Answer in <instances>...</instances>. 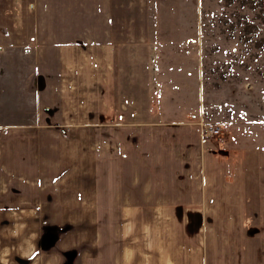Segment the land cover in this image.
<instances>
[{"label":"crops","instance_id":"1","mask_svg":"<svg viewBox=\"0 0 264 264\" xmlns=\"http://www.w3.org/2000/svg\"><path fill=\"white\" fill-rule=\"evenodd\" d=\"M129 64L109 41L0 50V264H61L95 230L101 264H264V149L157 111L150 81L143 112Z\"/></svg>","mask_w":264,"mask_h":264},{"label":"rangeland","instance_id":"2","mask_svg":"<svg viewBox=\"0 0 264 264\" xmlns=\"http://www.w3.org/2000/svg\"><path fill=\"white\" fill-rule=\"evenodd\" d=\"M54 4L0 0V50L109 41L135 62L127 68L137 73L143 112L150 81L157 111H186L201 123V133L217 124L219 132L205 137L216 144L233 133V144L246 143L254 154L264 149V0H56L63 21L40 24L52 37H37L33 14H51ZM46 232L55 240L42 248ZM58 233L54 226L42 228L38 249L53 247ZM94 233L92 243L73 248L75 254L58 252L61 264H85L86 257L101 264V231Z\"/></svg>","mask_w":264,"mask_h":264},{"label":"built area","instance_id":"3","mask_svg":"<svg viewBox=\"0 0 264 264\" xmlns=\"http://www.w3.org/2000/svg\"><path fill=\"white\" fill-rule=\"evenodd\" d=\"M219 132V126L217 124H210L209 126H203L202 136L205 137H213V135Z\"/></svg>","mask_w":264,"mask_h":264},{"label":"water","instance_id":"4","mask_svg":"<svg viewBox=\"0 0 264 264\" xmlns=\"http://www.w3.org/2000/svg\"><path fill=\"white\" fill-rule=\"evenodd\" d=\"M48 233V234H47ZM55 240V236L51 232H46L44 235L41 236V247L42 248H47L49 247Z\"/></svg>","mask_w":264,"mask_h":264},{"label":"trees","instance_id":"5","mask_svg":"<svg viewBox=\"0 0 264 264\" xmlns=\"http://www.w3.org/2000/svg\"><path fill=\"white\" fill-rule=\"evenodd\" d=\"M75 252H76V249L63 251V252H61V256L63 255V257H64V256L69 255V254H75Z\"/></svg>","mask_w":264,"mask_h":264}]
</instances>
